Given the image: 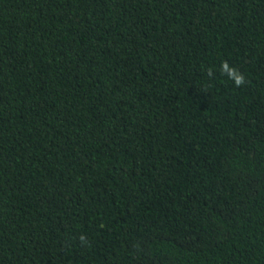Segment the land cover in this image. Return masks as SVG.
<instances>
[{
    "label": "trees",
    "instance_id": "trees-1",
    "mask_svg": "<svg viewBox=\"0 0 264 264\" xmlns=\"http://www.w3.org/2000/svg\"><path fill=\"white\" fill-rule=\"evenodd\" d=\"M0 264H264V0H0Z\"/></svg>",
    "mask_w": 264,
    "mask_h": 264
},
{
    "label": "clouds",
    "instance_id": "clouds-1",
    "mask_svg": "<svg viewBox=\"0 0 264 264\" xmlns=\"http://www.w3.org/2000/svg\"><path fill=\"white\" fill-rule=\"evenodd\" d=\"M222 67L227 70L229 78L234 80V83L237 87L245 83L246 77L244 76V74L240 73L239 70L235 67L229 68L227 61H222ZM211 73L212 70L209 69V75H211ZM79 239L81 240V242H86V237L83 234L79 237Z\"/></svg>",
    "mask_w": 264,
    "mask_h": 264
}]
</instances>
